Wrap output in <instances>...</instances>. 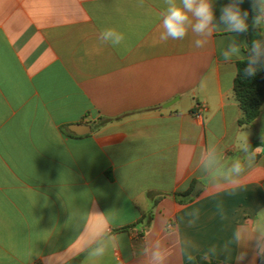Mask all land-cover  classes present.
<instances>
[{"label": "crops", "instance_id": "obj_1", "mask_svg": "<svg viewBox=\"0 0 264 264\" xmlns=\"http://www.w3.org/2000/svg\"><path fill=\"white\" fill-rule=\"evenodd\" d=\"M231 2L214 0L217 22ZM165 8L0 0V264H138L133 253L145 242L166 246L170 264L213 246L212 261L236 264L245 249L224 251L233 231L264 228V104L251 125H238L241 60L222 56L232 39L244 54L250 34L221 29L202 49L191 32L161 42ZM241 8L250 23V0ZM106 28L123 43L102 44ZM247 144L258 152L243 186L204 195L207 178H221ZM100 234L111 237L105 255L86 260L81 247ZM184 238L195 247L181 252Z\"/></svg>", "mask_w": 264, "mask_h": 264}, {"label": "clouds", "instance_id": "obj_2", "mask_svg": "<svg viewBox=\"0 0 264 264\" xmlns=\"http://www.w3.org/2000/svg\"><path fill=\"white\" fill-rule=\"evenodd\" d=\"M244 0H232L231 3L220 7L219 22L216 21L214 0H165L166 8L161 12L159 35L161 42L169 40H183L191 32L196 39L194 46L197 49L204 48L211 41L213 35L218 30L236 34L247 33L250 27L249 10L242 9ZM251 3V27L264 30V0H250ZM264 34V31H262ZM102 44L118 46L123 43L124 36L113 28H106L99 34ZM222 56L225 63H231L233 58L246 63L243 68L245 77H255L258 71L264 70V40L254 39L250 46L247 45L246 52L242 54V44L236 39H232L227 48L223 50ZM234 73L233 75H237ZM244 158L235 159L232 166L219 179L209 180L204 186V195H212L221 191L234 192L242 187L250 171L256 167V156L258 148L252 149L249 144L243 149ZM221 218L224 217L223 209H220ZM199 209H196L188 216V226H193L199 219ZM111 237L104 234L89 236L80 252L86 253V260L89 258H99L105 255ZM234 244L243 247L236 257V264H243L247 259L249 245L253 253L250 264H255V260H264V228H252L248 224L239 225L233 231L231 241L224 245V251L230 252V245ZM181 252L189 248H194L195 244L187 238L179 242ZM79 254V253H77ZM216 254V247L213 246L205 253L201 259L207 264H211L212 256ZM138 264H170L171 253L161 242L152 245L142 243L133 253ZM191 259V257H190ZM84 264V262H83Z\"/></svg>", "mask_w": 264, "mask_h": 264}, {"label": "trees", "instance_id": "obj_3", "mask_svg": "<svg viewBox=\"0 0 264 264\" xmlns=\"http://www.w3.org/2000/svg\"><path fill=\"white\" fill-rule=\"evenodd\" d=\"M258 28L249 27L250 38L253 40L255 38V32ZM246 67L244 61H238L236 63V73L233 82V93L234 97L238 103L241 110V117L238 119L237 123L239 126L251 125L259 116L260 108L264 104V70L258 71L255 77H245L243 74V68ZM106 120L102 121L101 124L105 123ZM260 145V143H255V145ZM192 189L183 193L177 194V196L189 197ZM147 216L151 217L150 212ZM202 256L196 255L192 257L186 264H207V262L201 259ZM260 262L264 260L260 259ZM211 264H219L218 262L212 261Z\"/></svg>", "mask_w": 264, "mask_h": 264}, {"label": "water", "instance_id": "obj_4", "mask_svg": "<svg viewBox=\"0 0 264 264\" xmlns=\"http://www.w3.org/2000/svg\"><path fill=\"white\" fill-rule=\"evenodd\" d=\"M82 125H76V127H81ZM73 132H75L76 134H80V133H78L77 131H73ZM89 132V131H88ZM196 193V189L193 191V193H192V195H194Z\"/></svg>", "mask_w": 264, "mask_h": 264}]
</instances>
